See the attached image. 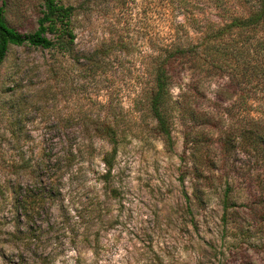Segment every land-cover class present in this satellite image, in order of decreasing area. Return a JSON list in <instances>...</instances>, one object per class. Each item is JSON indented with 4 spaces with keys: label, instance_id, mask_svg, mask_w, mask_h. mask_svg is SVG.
I'll return each instance as SVG.
<instances>
[{
    "label": "rangeland",
    "instance_id": "374dc122",
    "mask_svg": "<svg viewBox=\"0 0 264 264\" xmlns=\"http://www.w3.org/2000/svg\"><path fill=\"white\" fill-rule=\"evenodd\" d=\"M56 1L73 7L81 64L22 43L0 66V264H264V234L247 208L255 193L237 180L251 169L235 143L236 75L217 60L225 75L208 61L198 74L180 68L165 137L146 108L148 70L158 45L193 36L175 27L185 15L164 0ZM0 5L8 25L35 29L41 0ZM208 5L200 12L214 17ZM260 81L245 87L261 98L247 100L251 113L264 112ZM106 113L118 128L108 174L109 144L80 130Z\"/></svg>",
    "mask_w": 264,
    "mask_h": 264
},
{
    "label": "trees",
    "instance_id": "16d2710c",
    "mask_svg": "<svg viewBox=\"0 0 264 264\" xmlns=\"http://www.w3.org/2000/svg\"><path fill=\"white\" fill-rule=\"evenodd\" d=\"M232 1L212 0L215 4L211 6V0H164L172 9L185 15L184 21L176 22L175 27L189 26L193 36L190 39L185 38L187 41L183 38H171L157 46L155 55L150 58L148 71L151 84L145 96L146 108L155 121V129L168 137L171 118L168 105L171 98L170 87L180 68L195 69L198 74L202 64L208 61L212 67L225 75L222 72L223 67L212 63L217 60L227 66L225 76L230 80L236 75L237 98L241 100L243 114L239 116L240 112L237 113V132L236 128L232 130L237 134V150L246 156L243 165L250 166L251 169L237 170V180H243L246 187L254 190L256 200H252L253 204L247 207L249 217L252 225L257 228L256 232L264 234V112L249 111L247 100L253 101L257 97L245 89L250 82L258 83L261 82L260 79L264 80V0H235L237 10ZM199 2H206L208 6L215 8V16L209 17L204 15L203 11L200 12L203 8L199 6ZM72 8V5H64L56 0H41V14L36 19L35 29L22 34L7 24L4 9L0 5V66L8 48L22 43L43 49H56L60 56H69L74 63L81 64L73 42L74 33L69 27ZM91 55L84 57L86 59ZM231 64L234 66L230 68ZM90 67L92 68V65ZM236 68L237 70H234ZM232 69L236 71L235 74ZM116 121V116L108 119L106 113L102 117L95 116L93 125L80 126L83 133H90L91 137H97L109 144L110 149L101 156L104 174H108L113 165L118 140ZM9 134L11 136L12 132L9 131ZM230 144V140H225L226 149ZM75 152L69 149L66 155L72 156ZM5 161L9 168H14L15 161L12 157ZM6 182L8 180L3 179V184ZM25 193L34 197L39 194H32L31 190H26ZM21 209L23 214L29 209L24 201ZM239 230L241 231L242 227H239Z\"/></svg>",
    "mask_w": 264,
    "mask_h": 264
}]
</instances>
